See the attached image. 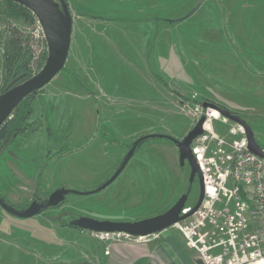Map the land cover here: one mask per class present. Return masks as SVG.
<instances>
[{
    "label": "rangeland",
    "instance_id": "374dc122",
    "mask_svg": "<svg viewBox=\"0 0 264 264\" xmlns=\"http://www.w3.org/2000/svg\"><path fill=\"white\" fill-rule=\"evenodd\" d=\"M68 5L73 22L65 67L32 98L23 136L34 134L24 137L22 148L10 145L0 153V194L12 209L25 210L35 192L45 199L61 188L94 191L119 169L134 140L162 134L181 141L203 115L209 129L192 148L207 159L219 160L220 150L231 154V144L241 142L243 130L203 111L201 104L213 103L246 122L251 100L238 77L242 89L247 80L236 73L264 66V0H69ZM12 28L34 54L33 73L42 68L47 53L38 22L13 14L0 0V90ZM246 123L264 147L258 124ZM8 159L16 164L10 162L11 169ZM189 175L187 165L179 167L171 142L149 139L102 191L68 194L61 208L29 219L0 208L1 264H9L8 258L24 264L32 255H40L39 264H73L71 245L120 240H100L60 226L61 220L120 222L156 216L181 197ZM194 190L187 208L197 201L198 188ZM141 242L152 261L187 257L193 264L195 254L174 228ZM24 251L32 255L23 257Z\"/></svg>",
    "mask_w": 264,
    "mask_h": 264
},
{
    "label": "water",
    "instance_id": "95a60500",
    "mask_svg": "<svg viewBox=\"0 0 264 264\" xmlns=\"http://www.w3.org/2000/svg\"><path fill=\"white\" fill-rule=\"evenodd\" d=\"M13 3L27 9L37 20L43 39L46 45L47 56L42 68L28 80L11 87L0 94V127L10 117L14 109L30 94L47 86L64 67L71 45L72 35V16L69 12L65 0H10ZM203 111L216 112L219 116L240 126L247 141V151L253 155L264 159V152L255 141L252 129L238 115L213 103L203 102L201 104ZM206 123L205 115L201 116L195 126L180 141L171 136L162 134H149L135 140L129 147L127 156L124 158L119 169L94 191L80 193L61 188L50 193L45 199H35L23 211H16L10 207L0 196V208L7 214L21 219L35 217L45 210L56 209L62 206L65 197L68 194L91 195L102 191L113 183L122 173L135 152L141 145L149 139H165L171 142L178 152L179 167L185 165L189 167L190 175L186 192L164 213L153 217L137 221H108L96 220L90 217H75L69 223L61 220L72 229L87 231L96 234H122L131 238H146L158 235L175 224L180 223L190 217L200 206L203 200V181L199 172L198 165L192 154L193 142L203 135L204 125ZM197 179L199 194L196 203L187 214H181L186 208L188 195L194 179ZM63 217V216H62ZM196 264H201L196 261Z\"/></svg>",
    "mask_w": 264,
    "mask_h": 264
},
{
    "label": "built area",
    "instance_id": "2783aa9c",
    "mask_svg": "<svg viewBox=\"0 0 264 264\" xmlns=\"http://www.w3.org/2000/svg\"><path fill=\"white\" fill-rule=\"evenodd\" d=\"M231 149V154L218 151L216 160L192 148L202 176L203 200L190 217L172 228L195 254L193 264H264V159L247 151L245 135ZM92 234L100 240L131 238Z\"/></svg>",
    "mask_w": 264,
    "mask_h": 264
},
{
    "label": "crops",
    "instance_id": "0c3cea01",
    "mask_svg": "<svg viewBox=\"0 0 264 264\" xmlns=\"http://www.w3.org/2000/svg\"><path fill=\"white\" fill-rule=\"evenodd\" d=\"M135 21H137L135 19ZM140 22V21H139ZM173 21H169V24H172ZM138 23V22H135ZM237 76H246V83L244 84V88L242 89V77H238L240 80V87L243 92L246 93L247 99L251 101H247V104L249 105L246 112V122H252L255 124H258L256 126V129L258 130L257 132L259 133V136L262 138L260 141L261 143L263 142V137L262 132H264V66L258 67V68H250L248 69H243L239 70V73H236ZM242 84V85H241ZM236 86V85H235ZM238 91V89H237ZM89 123L92 122L90 118L86 117L85 118ZM94 123V122H93ZM88 126L90 124L87 123ZM263 128V130H261ZM79 130V128H76ZM253 134L254 130L252 129ZM32 134L25 135L26 137L32 136ZM25 136H17L13 138L9 144L7 145L8 147L10 145H14V147H17L18 149L23 147V143L25 142L24 137ZM22 138V140H21ZM42 142L43 144H46V137L45 134H43ZM255 138V135H254ZM255 141L259 145V147L263 150L264 152V147L261 145L255 138ZM7 146L3 150V152L6 150ZM48 153V152H47ZM8 166L10 162L15 166V162L12 160L8 159ZM179 164V163H178ZM9 169L10 166H9ZM37 180V177H36ZM101 245V244H100ZM96 245V244H87L85 246H82L81 244H74L71 245V251L74 253L75 262L73 264H189L188 263V258H180V259H165L163 261H152L151 258V253L148 252V247L147 245H143L141 240H136V238H130V239H121L120 241H115V242H109L103 245ZM37 249L39 251H42L41 249V244H36ZM26 251V250H25ZM24 251V253H25ZM23 257L29 258L30 255L32 254H24ZM156 254V253H155ZM38 255V254H37ZM34 259L30 260V258L26 261V259H23L24 264H35V263H40L38 257L32 255ZM150 257V258H149ZM8 258V257H7ZM71 258V259H73ZM70 259V260H71ZM5 259L0 260V264L4 263ZM7 261L5 263L9 264H16L15 260L13 259H6ZM9 260V261H8ZM36 260V261H34ZM73 260V261H74Z\"/></svg>",
    "mask_w": 264,
    "mask_h": 264
},
{
    "label": "trees",
    "instance_id": "16d2710c",
    "mask_svg": "<svg viewBox=\"0 0 264 264\" xmlns=\"http://www.w3.org/2000/svg\"><path fill=\"white\" fill-rule=\"evenodd\" d=\"M3 1L5 5L7 6V8L11 9L13 14L20 15L21 17H25L27 18V20H29L32 23H35L37 21L35 20V17L27 9L23 8L22 6L17 5L10 0H3ZM65 2L69 9V5H68L69 0H65ZM69 12H70V9H69ZM9 32H10L9 39L6 43V49L3 54V65H2L3 86L0 90V94L10 89L11 87L16 86L28 80L29 78H31L33 75L37 73V72L33 73L31 70V63L34 58V54L32 50L29 48V46L23 43L21 39V35L16 29L12 28L11 30H9ZM46 54L47 53L45 51L43 55V59H42V64L45 62ZM42 64L39 66V69L42 67ZM64 67L62 68V70L64 69ZM39 91L41 90L33 92L28 97H26L14 109L10 117L0 127V153L1 151H3V149H5V147L9 144V142L13 138L19 135H23L28 131L27 121L33 112L32 98L36 96ZM48 131L49 130H47V132ZM47 135L48 137H51L50 133H47ZM47 156L50 157L49 151L47 153ZM49 194L50 193H48L46 197ZM0 196L5 201V199L3 198L1 194ZM35 199H39L37 197L36 192L34 194L32 201H34ZM63 205L64 203L62 204V206ZM62 206H60L59 208H61ZM59 208H56V209H59ZM168 208L169 207H167L161 213H164L166 210H168ZM59 225L62 227H68L65 224H61V223Z\"/></svg>",
    "mask_w": 264,
    "mask_h": 264
},
{
    "label": "flooded vegetation",
    "instance_id": "af4514ba",
    "mask_svg": "<svg viewBox=\"0 0 264 264\" xmlns=\"http://www.w3.org/2000/svg\"><path fill=\"white\" fill-rule=\"evenodd\" d=\"M139 138H140V137H139ZM139 138H137V139H139ZM137 139H136V140H137ZM134 141H135V140H134ZM182 168H183V167H182ZM188 180H189V179H188ZM195 182H196V178H195L194 181H193V184H192V186H191V189H190V192H189L188 198H189V196H190L192 193H194V191H195L194 189H195L196 187L198 188V194H199L198 183H197V185H196V187H195ZM187 187H188V184H187V186H186V188H185L183 194L186 192ZM183 194H182V195H183ZM182 195H181V196H182ZM170 207H171V206H170ZM170 207H169V208H170ZM169 208H168V209H169Z\"/></svg>",
    "mask_w": 264,
    "mask_h": 264
},
{
    "label": "bare ground",
    "instance_id": "6f19581e",
    "mask_svg": "<svg viewBox=\"0 0 264 264\" xmlns=\"http://www.w3.org/2000/svg\"><path fill=\"white\" fill-rule=\"evenodd\" d=\"M212 112H213V111H212ZM214 113H216V112H214ZM212 116L215 117L216 114H213ZM208 129H209V128H208V125H207V123H206L205 126H204V130H208ZM198 154H200V153H198ZM200 161L203 162L202 159H200Z\"/></svg>",
    "mask_w": 264,
    "mask_h": 264
}]
</instances>
